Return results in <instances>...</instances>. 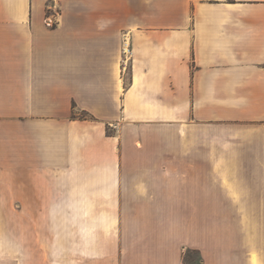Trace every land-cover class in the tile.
Returning a JSON list of instances; mask_svg holds the SVG:
<instances>
[{
	"label": "crops",
	"instance_id": "crops-1",
	"mask_svg": "<svg viewBox=\"0 0 264 264\" xmlns=\"http://www.w3.org/2000/svg\"><path fill=\"white\" fill-rule=\"evenodd\" d=\"M7 210L0 264H264V0H0Z\"/></svg>",
	"mask_w": 264,
	"mask_h": 264
},
{
	"label": "rangeland",
	"instance_id": "rangeland-1",
	"mask_svg": "<svg viewBox=\"0 0 264 264\" xmlns=\"http://www.w3.org/2000/svg\"><path fill=\"white\" fill-rule=\"evenodd\" d=\"M50 15V12L48 13ZM5 214L2 215L1 221L2 223L5 224H10V223H17V224H24L25 223V216L21 215L18 216L16 219L14 216H10L8 210L4 211ZM218 217L214 215H207L204 216V219L206 220L207 223L209 224H215L218 222ZM112 250V249H111ZM114 250V255H117V251H120L119 248H117V251ZM100 251V249H99ZM183 264H203V255L202 252L199 249L196 248H187L183 251Z\"/></svg>",
	"mask_w": 264,
	"mask_h": 264
},
{
	"label": "built area",
	"instance_id": "built-area-1",
	"mask_svg": "<svg viewBox=\"0 0 264 264\" xmlns=\"http://www.w3.org/2000/svg\"><path fill=\"white\" fill-rule=\"evenodd\" d=\"M125 53H126V54H129V51L126 49V50H125ZM125 62H127V59H126Z\"/></svg>",
	"mask_w": 264,
	"mask_h": 264
}]
</instances>
